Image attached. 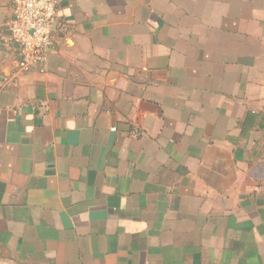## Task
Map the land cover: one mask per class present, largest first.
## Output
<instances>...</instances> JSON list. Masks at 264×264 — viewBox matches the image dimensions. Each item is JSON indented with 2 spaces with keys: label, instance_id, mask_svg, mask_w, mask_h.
Returning a JSON list of instances; mask_svg holds the SVG:
<instances>
[{
  "label": "crops",
  "instance_id": "0c3cea01",
  "mask_svg": "<svg viewBox=\"0 0 264 264\" xmlns=\"http://www.w3.org/2000/svg\"><path fill=\"white\" fill-rule=\"evenodd\" d=\"M23 71L0 0V264H264V0H58Z\"/></svg>",
  "mask_w": 264,
  "mask_h": 264
},
{
  "label": "built area",
  "instance_id": "2783aa9c",
  "mask_svg": "<svg viewBox=\"0 0 264 264\" xmlns=\"http://www.w3.org/2000/svg\"><path fill=\"white\" fill-rule=\"evenodd\" d=\"M58 4V0H13L7 27L18 48L23 71L34 67L45 70L55 42Z\"/></svg>",
  "mask_w": 264,
  "mask_h": 264
}]
</instances>
